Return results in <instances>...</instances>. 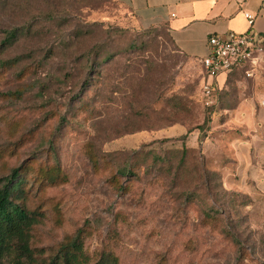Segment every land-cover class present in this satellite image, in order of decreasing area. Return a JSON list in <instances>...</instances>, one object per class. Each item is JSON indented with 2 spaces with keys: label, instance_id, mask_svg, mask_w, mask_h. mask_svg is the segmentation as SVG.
Returning a JSON list of instances; mask_svg holds the SVG:
<instances>
[{
  "label": "rangeland",
  "instance_id": "obj_1",
  "mask_svg": "<svg viewBox=\"0 0 264 264\" xmlns=\"http://www.w3.org/2000/svg\"><path fill=\"white\" fill-rule=\"evenodd\" d=\"M13 28L0 175L25 163L65 176L28 183L44 211L37 261L80 233L89 264H264V69L228 75L205 107L201 63L117 0H0V42Z\"/></svg>",
  "mask_w": 264,
  "mask_h": 264
},
{
  "label": "trees",
  "instance_id": "obj_2",
  "mask_svg": "<svg viewBox=\"0 0 264 264\" xmlns=\"http://www.w3.org/2000/svg\"><path fill=\"white\" fill-rule=\"evenodd\" d=\"M18 28L6 31V36L0 42V68L8 69L19 62V57L2 59L5 49L18 39ZM264 42V35H263ZM98 60H93L95 66ZM106 56H103L104 60ZM110 59V56H109ZM241 72L244 74V66L236 67L227 73ZM226 79L221 87L215 88L216 100L209 107L216 105L218 96L226 84ZM183 149H186L183 146ZM180 163L183 158H180ZM126 173L133 170L126 168ZM37 174L30 172L28 164L13 167L8 173L0 175V264H89L88 256L84 253L83 239L80 233H76L64 243H61L57 252L48 261L35 259L33 231L44 218L42 204L36 203L29 196L28 183L31 180L36 183L39 190L56 184L64 179V174L53 166L51 169L39 167ZM206 182H209V173L203 172ZM207 186V185H206ZM93 264H118V258L111 252H101Z\"/></svg>",
  "mask_w": 264,
  "mask_h": 264
},
{
  "label": "crops",
  "instance_id": "obj_3",
  "mask_svg": "<svg viewBox=\"0 0 264 264\" xmlns=\"http://www.w3.org/2000/svg\"><path fill=\"white\" fill-rule=\"evenodd\" d=\"M133 16L138 28L165 26L172 45L183 55L200 60L208 51L211 35L242 33L249 25L246 12L255 16L252 29L264 35V0H117ZM227 73L219 74L215 85L221 87ZM244 100L236 110L249 107ZM249 110L246 111L248 115Z\"/></svg>",
  "mask_w": 264,
  "mask_h": 264
},
{
  "label": "built area",
  "instance_id": "obj_4",
  "mask_svg": "<svg viewBox=\"0 0 264 264\" xmlns=\"http://www.w3.org/2000/svg\"><path fill=\"white\" fill-rule=\"evenodd\" d=\"M244 16L249 25L247 31H230L223 36L211 35L208 38L209 51L199 60L203 68L201 99L205 107L216 100L215 79L219 74L244 66L245 76L252 78L264 69L263 35L252 29L255 16L248 12ZM260 105L264 108V99Z\"/></svg>",
  "mask_w": 264,
  "mask_h": 264
}]
</instances>
